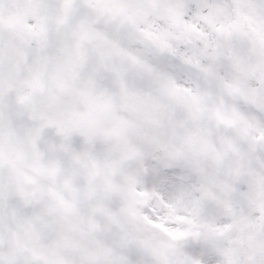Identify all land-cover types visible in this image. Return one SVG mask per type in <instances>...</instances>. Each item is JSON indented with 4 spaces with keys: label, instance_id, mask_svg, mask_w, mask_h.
I'll return each mask as SVG.
<instances>
[{
    "label": "snow or ice",
    "instance_id": "1",
    "mask_svg": "<svg viewBox=\"0 0 264 264\" xmlns=\"http://www.w3.org/2000/svg\"><path fill=\"white\" fill-rule=\"evenodd\" d=\"M0 264H264V0H0Z\"/></svg>",
    "mask_w": 264,
    "mask_h": 264
}]
</instances>
